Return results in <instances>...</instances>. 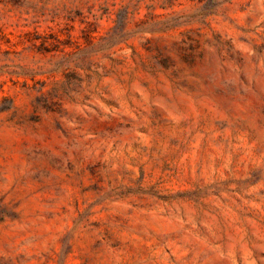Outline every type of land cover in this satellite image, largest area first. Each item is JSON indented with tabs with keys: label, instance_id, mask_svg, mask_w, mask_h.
Here are the masks:
<instances>
[{
	"label": "rangeland",
	"instance_id": "1",
	"mask_svg": "<svg viewBox=\"0 0 264 264\" xmlns=\"http://www.w3.org/2000/svg\"><path fill=\"white\" fill-rule=\"evenodd\" d=\"M0 264H264V0H0Z\"/></svg>",
	"mask_w": 264,
	"mask_h": 264
}]
</instances>
